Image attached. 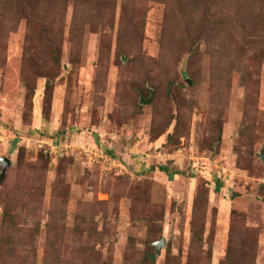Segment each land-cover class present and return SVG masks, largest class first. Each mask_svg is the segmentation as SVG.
Returning <instances> with one entry per match:
<instances>
[{
	"label": "rangeland",
	"instance_id": "374dc122",
	"mask_svg": "<svg viewBox=\"0 0 264 264\" xmlns=\"http://www.w3.org/2000/svg\"><path fill=\"white\" fill-rule=\"evenodd\" d=\"M8 1L0 0V156L10 160L0 264H18L16 254L46 264L52 238L78 264L83 246L109 264H133L149 237H164L155 264L168 251L189 264L196 215L199 264H221L228 252L224 264H264V34L215 62L233 40L209 24L193 39L171 32L161 2L116 0L114 12L79 29L70 0L64 13L48 3L44 14L14 13ZM263 15L253 30H264ZM200 192L207 204L195 215ZM64 197L63 220L52 211ZM154 214L161 221L148 235ZM82 216L105 231L101 243L75 232Z\"/></svg>",
	"mask_w": 264,
	"mask_h": 264
},
{
	"label": "trees",
	"instance_id": "16d2710c",
	"mask_svg": "<svg viewBox=\"0 0 264 264\" xmlns=\"http://www.w3.org/2000/svg\"><path fill=\"white\" fill-rule=\"evenodd\" d=\"M74 3V15H73V26L75 28L82 29L84 23L90 22L93 23L94 20L103 18V13H112L114 12L116 6V0H70ZM149 0H143V3H146ZM164 3L166 5L165 18L169 21L167 27L173 33L178 34L179 30H183L188 35L191 30H195L194 34L199 33L204 28L217 31L218 35L231 38L236 46L233 50L226 51L221 54H218V59L215 62L222 60V56H232L230 52H233L235 49L239 50L249 42L250 33L256 32L258 36L264 34V30L258 27L257 31L253 30L256 25L257 20L254 19L256 13H264V0H150ZM14 2L18 4L17 11L14 13H46V8H48V3H51L54 8H59L61 12L64 13V8L66 5V0H9L6 2L8 6H13ZM225 7L228 9L225 11ZM136 10V9H135ZM137 11V10H136ZM128 11H124L127 13ZM226 13V14H225ZM232 13V14H230ZM264 16V15H263ZM103 20V19H102ZM264 23V20H262ZM192 39V35H189ZM193 46L190 44V48ZM224 48V47H223ZM225 49V48H224ZM228 51V50H227ZM219 52V51H218ZM244 52V51H243ZM53 63L58 65L60 60L56 54L54 48L51 51ZM52 86V81L47 78L46 88ZM110 152V151H109ZM111 154V153H109ZM162 170L166 171L170 176L173 174L169 169L164 166ZM203 193V192H202ZM200 192L195 199L194 210L195 215L199 212V207L201 205L207 204V197ZM63 206L56 205L52 211L53 217L60 216L61 219H65L67 216L66 210ZM4 218L7 222V227H13L14 215L7 211L4 213ZM83 218V219H81ZM81 219V220H79ZM152 224L148 227V235H154L156 230V224L160 223L161 217H158L156 214L150 216ZM85 223V224H84ZM84 224V229L82 230L81 225ZM64 226V224H62ZM96 222L91 223L84 219V216L77 218L76 225L74 226L75 232L78 234L80 231H86L88 236H93L97 239V242L101 243L104 240L105 231H99L96 229ZM63 228V227H62ZM150 237L146 240L145 249L140 252L138 259L134 258L133 264H155L156 258L159 252L156 251V246L152 244ZM203 222L201 217L196 215V219L192 224V239L190 242V247L194 255H190L189 264H199L200 259L204 255L203 250ZM6 254H14L13 246L8 243ZM46 253V264H78V257L75 258H63L61 254V245L57 240L53 238L48 242ZM93 247L83 246L78 250V254L82 258L84 264H109L108 259H105L99 250H94L93 253L88 251ZM93 256L92 259L90 258ZM15 260L18 261V264H28L26 256L16 254L14 255ZM229 252L226 253L225 258L221 261V264H224L229 259ZM11 262L13 259L4 255L3 260ZM234 260H237V257H234ZM2 264H8L7 262ZM30 264V263H29ZM32 264V263H31ZM164 264H180V257L177 254H172L170 251L166 254Z\"/></svg>",
	"mask_w": 264,
	"mask_h": 264
},
{
	"label": "water",
	"instance_id": "95a60500",
	"mask_svg": "<svg viewBox=\"0 0 264 264\" xmlns=\"http://www.w3.org/2000/svg\"><path fill=\"white\" fill-rule=\"evenodd\" d=\"M188 83H191V80L188 79ZM151 99H152V97H149L147 99H145L144 97H141L140 103L141 104H148V103H150ZM258 156L261 159V161L264 163V151H261L258 154ZM0 162L2 164V170L0 173V181H2V179L5 175V172H6V167L10 163V160L5 156H0ZM263 181H264V179H263ZM154 245L156 246V251H158L161 248V246L164 245V237H162L159 241L154 242Z\"/></svg>",
	"mask_w": 264,
	"mask_h": 264
}]
</instances>
